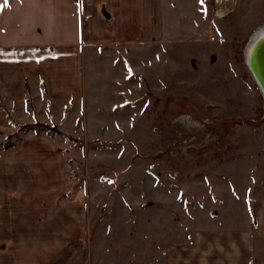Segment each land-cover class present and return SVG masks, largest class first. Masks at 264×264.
Here are the masks:
<instances>
[{"label":"rangeland","instance_id":"obj_1","mask_svg":"<svg viewBox=\"0 0 264 264\" xmlns=\"http://www.w3.org/2000/svg\"><path fill=\"white\" fill-rule=\"evenodd\" d=\"M190 1L170 2L158 41L90 56L72 137L31 130L62 145L65 192L101 212L96 234L121 238L125 264L214 245L223 264H264V101L244 64L264 0ZM0 113L1 153L35 120Z\"/></svg>","mask_w":264,"mask_h":264},{"label":"crops","instance_id":"obj_2","mask_svg":"<svg viewBox=\"0 0 264 264\" xmlns=\"http://www.w3.org/2000/svg\"><path fill=\"white\" fill-rule=\"evenodd\" d=\"M174 1L7 0L0 8V101L8 118L54 123L61 132L73 135L74 119L83 116L87 102L86 76L99 69L90 56L124 43L158 41ZM98 83L93 86H101ZM108 92L116 95L117 90ZM3 119L0 113V124ZM61 146L30 129L20 144L2 149L0 264L127 263L118 250V235L96 234L101 212L88 213L87 205L65 192L60 175L63 156L57 151ZM216 248L213 252L198 248L196 253L189 249L187 254L183 250L178 256L162 252L153 254L151 261L223 264V257H213ZM138 257L134 255L135 262Z\"/></svg>","mask_w":264,"mask_h":264},{"label":"water","instance_id":"obj_3","mask_svg":"<svg viewBox=\"0 0 264 264\" xmlns=\"http://www.w3.org/2000/svg\"><path fill=\"white\" fill-rule=\"evenodd\" d=\"M264 26V23L259 27ZM256 31H254L255 33ZM263 33V34H262ZM262 34V35H261ZM261 35L258 40L251 42L250 39L246 45L244 51V64L252 74V78H256V85L260 93L264 92V31H261ZM252 37V36H251ZM251 45V48L247 52V46ZM262 94V93H261ZM264 101V95H261ZM264 108V104H263Z\"/></svg>","mask_w":264,"mask_h":264},{"label":"trees","instance_id":"obj_4","mask_svg":"<svg viewBox=\"0 0 264 264\" xmlns=\"http://www.w3.org/2000/svg\"><path fill=\"white\" fill-rule=\"evenodd\" d=\"M24 89L25 91H27V83H26V80L24 79ZM23 128L27 127V128H30V129H34L36 127H40V128H44V129H47V128H53L57 133H60L59 130H57L56 126L54 124H50V126L48 124H43V123H40L38 122L37 120H35L33 123H30V124H25L22 126ZM4 146L5 147H8L9 144L7 143H4Z\"/></svg>","mask_w":264,"mask_h":264},{"label":"bare ground","instance_id":"obj_5","mask_svg":"<svg viewBox=\"0 0 264 264\" xmlns=\"http://www.w3.org/2000/svg\"><path fill=\"white\" fill-rule=\"evenodd\" d=\"M218 2L219 1H221V0H217ZM256 32L255 33H253L251 36H250V41L251 42H255L256 40H258L259 39V37L263 34H261V35H259L260 33H261V31H264V26H262V27H259V28H257L256 30H255ZM251 48V45H249L248 44V46H247V52L249 51V49ZM247 68V67H246ZM249 69V68H248ZM247 69V70H248ZM249 71V73H250V75L252 76V74H251V72H250V70H248ZM248 73V72H247ZM253 79V81L256 83L257 81V79L256 78H252ZM262 94L261 95H264V92H263V90H262V92H261Z\"/></svg>","mask_w":264,"mask_h":264},{"label":"snow or ice","instance_id":"obj_6","mask_svg":"<svg viewBox=\"0 0 264 264\" xmlns=\"http://www.w3.org/2000/svg\"><path fill=\"white\" fill-rule=\"evenodd\" d=\"M202 2V0H201ZM7 4V0H4V5H0V8H2L3 6H5Z\"/></svg>","mask_w":264,"mask_h":264},{"label":"built area","instance_id":"obj_7","mask_svg":"<svg viewBox=\"0 0 264 264\" xmlns=\"http://www.w3.org/2000/svg\"><path fill=\"white\" fill-rule=\"evenodd\" d=\"M182 115H184V114H181L180 116H182Z\"/></svg>","mask_w":264,"mask_h":264}]
</instances>
